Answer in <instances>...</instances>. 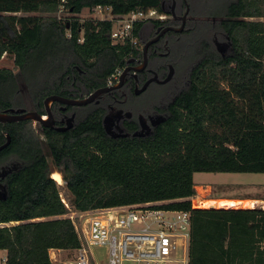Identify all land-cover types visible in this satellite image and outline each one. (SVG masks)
I'll return each instance as SVG.
<instances>
[{
    "label": "trees",
    "instance_id": "trees-1",
    "mask_svg": "<svg viewBox=\"0 0 264 264\" xmlns=\"http://www.w3.org/2000/svg\"><path fill=\"white\" fill-rule=\"evenodd\" d=\"M166 2L172 5L67 0L73 17L65 19L58 16L61 0H0V60L14 57L19 70L0 67V112L44 115L47 97H85L142 55L130 43H113L112 20L81 23L84 10L110 8L112 19L148 10L168 16ZM187 3L193 20L186 33L195 39L184 54L190 84L168 96L167 119L151 135L112 139L103 129L104 111L91 106L69 132L44 129L45 139L31 121L0 128L11 137L6 157L18 166L0 202V224L18 223L0 227L7 264H51L50 249L80 246L72 221L63 218L68 210L53 170L77 212L156 202L191 212L189 264H264V209H196L192 203L195 174H264V0ZM177 4L183 14V0ZM162 23H140L135 35ZM216 36L232 44L224 58L213 45Z\"/></svg>",
    "mask_w": 264,
    "mask_h": 264
},
{
    "label": "built area",
    "instance_id": "built-area-1",
    "mask_svg": "<svg viewBox=\"0 0 264 264\" xmlns=\"http://www.w3.org/2000/svg\"><path fill=\"white\" fill-rule=\"evenodd\" d=\"M61 3L60 18L69 14L67 0H61ZM96 11L110 13L111 10L99 7ZM165 18L157 10H148L135 11L117 19H112L111 15L107 20L113 21L111 37L114 44L130 43L137 48L136 25ZM120 72L117 70L110 80L116 79ZM159 205L161 202L73 212L72 216L76 218L69 219L80 246L71 250L50 249L51 264H97L93 248L103 250L102 264H105L104 256H107L108 264H189L192 213L158 208ZM16 224H0V227ZM61 254L65 255V259L59 258ZM7 262V256L0 258V264Z\"/></svg>",
    "mask_w": 264,
    "mask_h": 264
},
{
    "label": "flooded vegetation",
    "instance_id": "flooded-vegetation-1",
    "mask_svg": "<svg viewBox=\"0 0 264 264\" xmlns=\"http://www.w3.org/2000/svg\"><path fill=\"white\" fill-rule=\"evenodd\" d=\"M183 2L186 7V10L183 14H177L176 12L178 6L177 0H172V5L166 2L164 3L165 9L171 11V14H168V16H166V18L162 20V24H148L147 27L145 26L146 28H143L140 37H138L137 44V48L140 52H142V55H140L139 57H134L130 61H128L126 66L121 69V72L116 79L110 80L114 75L113 74L108 80L107 87H115L121 85L119 88L102 94L93 103L86 106H67L58 102L52 103L50 105V109L52 118L54 120V125L52 128H47L37 123L41 126V132H38L40 137L45 139L44 129H52L60 134L71 131L76 126L79 119L82 118L83 120L85 118V114L88 109L87 107L90 106L102 109L104 111V117L102 120L103 129L105 133L112 139L119 140L134 137V134L140 132L142 130V127L144 126L146 129L144 132L145 136L151 135L156 128L152 125V121H154L153 118L162 115L167 119L170 104L161 109L151 107L148 111H145L144 107L141 104L143 103V101L141 100L148 94L149 90L152 87L167 88L176 81L177 69L176 63L174 61L173 48L177 45H179V47L188 48L190 47V44L195 41V39L187 37L188 34L186 33L189 21L193 20L191 19V17H189V15L186 19L184 30L181 32L177 31L183 24V18L189 6L187 0H183ZM213 22L215 23L216 19H213ZM229 43L231 42L228 37H223V39H221L216 36L213 40L215 50L223 58L232 51V44L231 47L225 48V44ZM219 48L225 49L226 51L221 54L218 51ZM171 67L174 70L172 80L167 84H160L159 82L164 81L170 74ZM123 74L124 77L121 83ZM154 78H157L159 82H152L145 92L138 94L139 91L145 86V84L149 80H152ZM180 84H186L187 86H189L190 80L188 76H185L180 81ZM91 94L92 93L79 99L87 98ZM67 99L73 100L76 98ZM45 100L43 102V109L45 111V114H47ZM145 103H148V101H146ZM12 110L18 111L23 109L9 108L2 110L0 113L11 114ZM32 111L38 113V111L36 110ZM72 117H74V120L72 122L73 127L70 130H67L65 132H58L56 130L58 128L67 127L68 120ZM106 119H108V131L105 128ZM8 124L12 123L0 122V128L3 129V127L7 126ZM1 135L4 136V138L1 137ZM8 138H10L11 140L10 135L6 131H0V202H5L7 200L9 177L14 171H17L18 169L15 161L6 157L7 149L10 146L11 142L8 147L2 148L8 142Z\"/></svg>",
    "mask_w": 264,
    "mask_h": 264
},
{
    "label": "rangeland",
    "instance_id": "rangeland-1",
    "mask_svg": "<svg viewBox=\"0 0 264 264\" xmlns=\"http://www.w3.org/2000/svg\"><path fill=\"white\" fill-rule=\"evenodd\" d=\"M111 18V13L109 12H91L89 10H84L81 15L78 16L81 23H85L89 20H107ZM65 19H71L73 16L71 14L63 15ZM148 24L146 25V27ZM145 27V28H146ZM83 38V37H82ZM81 38V39H82ZM186 48L179 47V45L174 46L173 54H174V61L176 63L177 69V77L176 81L173 82L167 88H158L152 87L148 94L141 100L143 101L142 106L144 107L145 111H148L151 107L157 108L162 105V107H166L169 103V95H175L178 91L187 87L186 84H180V81L187 76V72L189 69L186 60L184 59ZM0 67L10 69L14 74H18L19 70L14 64V57L11 56H4L0 60ZM191 67V66H190ZM148 101V103H145ZM84 115V114H83ZM33 127L40 131L41 126L33 122ZM41 132V131H40ZM51 162V159L48 158ZM53 168V166H52ZM56 170H53V174L56 173ZM59 173V172H58ZM62 178V175H61ZM194 182L199 185L203 186L204 188L211 187L212 188V197L217 198H233L238 200H249L253 201H261L264 200V174H207V173H200L196 174L194 177ZM58 184V182H57ZM59 190L61 193V197L63 198L64 202L68 205L70 209L68 213L63 218H71L74 217L73 212H77L74 207L72 206L73 197L68 192L65 183L61 181V184H58ZM203 199V198H201ZM200 199V200H201ZM261 205V204H259ZM258 204H254L253 207L259 209ZM251 207V209L253 208ZM225 209H232V208H225ZM241 209V208H240ZM248 209V208H243ZM76 218V216L74 217ZM77 221V219H76ZM93 255L95 256V262L97 264H102L101 258L103 254V250L99 248H93ZM7 253L5 251L0 250V258L6 257ZM60 259H65V255H59ZM103 259L105 260V264H108L107 256H104ZM67 260V259H66ZM65 260V261H66Z\"/></svg>",
    "mask_w": 264,
    "mask_h": 264
},
{
    "label": "water",
    "instance_id": "water-1",
    "mask_svg": "<svg viewBox=\"0 0 264 264\" xmlns=\"http://www.w3.org/2000/svg\"><path fill=\"white\" fill-rule=\"evenodd\" d=\"M189 12H190V7L188 6L187 12H186V14H185V16L183 18V24H182L181 28L178 29L177 31L181 32V31L184 30L185 24H186V19H187L188 15H189ZM172 13H173V10H172ZM228 47H231V43L225 44V48H228ZM218 51L221 54H223L226 50L219 48ZM173 75H174V70L171 67V72H170V74L168 75V77L164 81L159 82V80L157 78L149 80L145 84V86L139 91L138 94L145 92L148 89L149 85L152 82H154V81H157L160 84H167L168 82H170L172 80ZM123 77H124V74L122 75L121 83H122ZM120 86L121 85H118V86H115V87H106V88L99 89V90L95 91L94 93H92L89 97L84 98V99H73L72 100V99H67V98H63V97H60V96H50V97H48L45 100V106H46L47 114L41 115V114H39V113H37L35 111H27L25 109L18 110V111L12 110L11 114H9V113H0V122L1 123H8V122L9 123H13V122L31 121V122H34L36 124L39 123V124H41L44 127L52 128L53 125H54V120L52 118L51 109H50V105L52 103L58 102V103H61V104L67 105V106H86L88 104L93 103L102 94L110 92V91H112V90H114L116 88H119ZM14 113H16V114H14ZM45 116H47L48 119H44ZM153 119H154V121H152V125L154 127H157V126L161 125L162 123H164L166 121V117H164L162 115L156 116ZM73 120H74V117L70 118L68 120L67 127L58 128L56 130L58 132H65L67 130H70L73 127V123H72ZM107 121H108V119L105 120V128L108 131L109 126L107 124ZM145 130H146L145 126L142 127V130L140 132L135 133L134 137H144L145 136V134H144ZM148 134H149V132H148ZM10 142H11V140H10V138H8V142L2 148L8 147Z\"/></svg>",
    "mask_w": 264,
    "mask_h": 264
},
{
    "label": "bare ground",
    "instance_id": "bare-ground-1",
    "mask_svg": "<svg viewBox=\"0 0 264 264\" xmlns=\"http://www.w3.org/2000/svg\"><path fill=\"white\" fill-rule=\"evenodd\" d=\"M46 117H44L45 119ZM52 178L61 184L62 178L61 174L56 172L52 175ZM255 203L253 201H237V200H206L201 203V208L203 209H240L248 208L251 209Z\"/></svg>",
    "mask_w": 264,
    "mask_h": 264
},
{
    "label": "crops",
    "instance_id": "crops-1",
    "mask_svg": "<svg viewBox=\"0 0 264 264\" xmlns=\"http://www.w3.org/2000/svg\"><path fill=\"white\" fill-rule=\"evenodd\" d=\"M198 174H200V173H198ZM196 191H197V195H196V197L194 199H192V201L194 202V207L196 209H203V208H201V203L203 201H206V200H237V201H249L247 199L246 200H238V199H233V198H217V199H215V198L212 197V188L211 187L204 188L203 186H199L197 184H196ZM201 198H203V199H201ZM255 203L258 204V205L261 204V205H259L260 206L259 209H261V207L264 205V200L255 201ZM241 209H243V208H241ZM252 209H258V208L253 207Z\"/></svg>",
    "mask_w": 264,
    "mask_h": 264
},
{
    "label": "clouds",
    "instance_id": "clouds-1",
    "mask_svg": "<svg viewBox=\"0 0 264 264\" xmlns=\"http://www.w3.org/2000/svg\"><path fill=\"white\" fill-rule=\"evenodd\" d=\"M46 119H48L47 116H46Z\"/></svg>",
    "mask_w": 264,
    "mask_h": 264
}]
</instances>
